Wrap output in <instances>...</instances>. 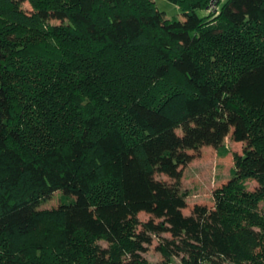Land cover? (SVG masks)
Instances as JSON below:
<instances>
[{"label": "trees", "instance_id": "16d2710c", "mask_svg": "<svg viewBox=\"0 0 264 264\" xmlns=\"http://www.w3.org/2000/svg\"><path fill=\"white\" fill-rule=\"evenodd\" d=\"M21 1L0 0V264H149L164 232L162 264H264V0ZM229 134V181L184 213L189 150Z\"/></svg>", "mask_w": 264, "mask_h": 264}, {"label": "rangeland", "instance_id": "374dc122", "mask_svg": "<svg viewBox=\"0 0 264 264\" xmlns=\"http://www.w3.org/2000/svg\"><path fill=\"white\" fill-rule=\"evenodd\" d=\"M158 8L166 12L169 18L184 19L183 11L176 3L170 0H155ZM228 0H221L223 6ZM21 5L24 10L31 13L33 5L29 0H22ZM200 15H205L203 10ZM59 21V20H55ZM182 133L181 128L174 130ZM248 141H237L227 135L221 146L216 147L213 144L199 143L196 147L189 150L193 157L189 163L182 166L181 190L187 192L186 206L183 212L189 214L193 211L195 205L203 204L213 207L215 204L214 192L217 188L228 182L231 176V169L235 165V153H243L245 144ZM153 176L157 180H166L172 182L173 179L165 173L154 171ZM249 188L254 189L258 186L256 180L248 183ZM61 191L57 190L46 197L40 204V208L57 207L61 202ZM140 220L145 221L151 218V214L141 211L138 214ZM171 237L169 232L154 235L151 243L146 244V249L142 252L149 264H162L165 260L164 255L159 249L160 243ZM171 264H182L180 258L173 256L170 259Z\"/></svg>", "mask_w": 264, "mask_h": 264}, {"label": "built area", "instance_id": "2783aa9c", "mask_svg": "<svg viewBox=\"0 0 264 264\" xmlns=\"http://www.w3.org/2000/svg\"><path fill=\"white\" fill-rule=\"evenodd\" d=\"M222 9L221 0H208L204 10L212 15H217Z\"/></svg>", "mask_w": 264, "mask_h": 264}]
</instances>
